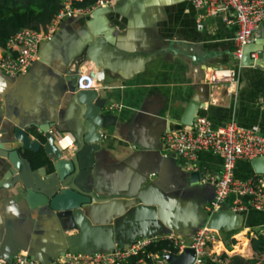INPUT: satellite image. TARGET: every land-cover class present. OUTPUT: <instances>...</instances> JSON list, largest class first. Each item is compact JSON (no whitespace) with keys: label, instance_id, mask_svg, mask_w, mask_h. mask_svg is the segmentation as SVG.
<instances>
[{"label":"crops","instance_id":"crops-1","mask_svg":"<svg viewBox=\"0 0 264 264\" xmlns=\"http://www.w3.org/2000/svg\"><path fill=\"white\" fill-rule=\"evenodd\" d=\"M118 4L119 10L101 11L92 16L97 7L89 15L76 16L65 27L63 40L49 49V55L63 56L73 51L80 45L74 35L93 38L88 59L70 69H78V73L88 68L96 69L97 90L110 98L108 106L114 105L112 110L118 116L117 124L106 131L104 138L103 186L122 191L138 188L145 181L143 186L151 185L148 200L154 204H168L169 208L165 206L161 213L173 231L191 240L194 235L188 233L197 222L195 204L197 192L201 190L183 181L180 167L199 170L205 179L222 171L223 159L218 154L200 151L195 160L196 168L189 169L183 158L166 154L164 134L175 127L173 121L181 116L192 97L204 102L198 115L208 117L214 126L235 118L243 126L259 127L264 134V68L242 66L234 57L236 26L227 23L222 14L207 15L192 0H122ZM226 15L232 16L231 13ZM255 37L264 40V22ZM260 57L261 53H257L256 59ZM220 67L235 69L240 75L239 83H211L212 71ZM18 76L11 79L13 76L7 77L0 72V127L9 121V112L17 116L21 107L19 104L7 111L6 97H14L15 103L19 96L26 97L27 108L37 114L47 113L53 107L57 112L69 109L70 99L64 93L68 88L65 66L59 59L48 70L40 67L36 76L26 79L24 87ZM47 91L53 96L63 93L61 100L51 102L44 97ZM255 173L251 161H238L237 177L249 179ZM201 187L206 189L204 193L208 192L201 198L212 195L210 185ZM12 195L10 191L0 195V252L4 251L3 246L6 250L33 246L44 255L61 251L58 249L64 237L76 230L53 232L45 226L50 221L48 216L38 225V219L19 212ZM232 199L226 202L230 209ZM123 205V198L114 200L108 209H101L98 214L105 215ZM245 212L241 229L215 230L222 237L221 249L230 251H236V244L240 243L236 242L237 235L245 232L248 243L234 256L252 258L253 239L249 237L264 226V211L249 209ZM162 235L166 234H157ZM66 254L62 253L51 264Z\"/></svg>","mask_w":264,"mask_h":264},{"label":"water","instance_id":"water-1","mask_svg":"<svg viewBox=\"0 0 264 264\" xmlns=\"http://www.w3.org/2000/svg\"><path fill=\"white\" fill-rule=\"evenodd\" d=\"M119 7V4L102 6L94 10L92 16L101 11L119 10ZM76 18V16L67 17L61 21L57 32L51 38L41 42L39 58L32 63L26 73L17 77L18 80H23L24 87L26 79L31 80L32 76H36L40 67L48 70L52 63L59 59L65 66V81L68 88L64 90V93L70 99L69 109L66 112H57L53 107L47 113L41 111L37 114L33 113L30 107L27 108L26 97L22 99L19 96V101L16 103L14 97H6L7 111L16 105L18 107L19 104L21 107L17 116L9 112L7 115L9 121L5 122V126L0 127L2 172L0 195L4 192H12L19 212L38 219L40 221L38 225H42V220L45 222L44 217L48 216L50 221L47 220L48 223H45V226L53 232L57 230L60 234L73 229L76 232L64 237L58 249L61 251L48 255L37 252L32 248L33 246L23 247L20 250L11 248L6 250L3 246L4 251L0 252V258L7 264L21 250L28 251L32 258L42 264H51L62 253H108L129 247L137 238L172 232L181 234L173 231L172 226L161 213V210L165 206L169 208V205L154 204L148 200L147 194L151 185L143 186L145 181H142L138 188L122 191H112L103 186L101 179L104 138L106 131L117 124L118 116L109 108L110 98L107 95L96 89H78V69H70L74 64H80L88 59L87 53L93 38L74 35V39L80 45H77L73 51L63 56L49 55V49L63 40L65 27ZM88 24L91 26L90 22ZM252 53H261V57L254 59ZM240 64L264 68V40L259 38L244 45ZM3 75L10 77L4 73ZM44 95L51 102L56 103L61 100L63 93L53 96L51 91H47ZM202 107L204 102L192 97L181 116L173 121L175 127L168 131H179L192 126ZM53 129L61 133H70L74 138V146L64 148L57 143L52 133ZM40 152H44L48 162L35 167L31 153L39 154ZM251 165L256 173L264 174V155L253 158ZM180 168L183 181H188L192 186L200 187L201 190L197 192L198 201L195 204L197 222L188 233L189 236L195 235L204 225L224 231L239 230L243 227L246 212L234 211L228 208L227 203L216 213H208L205 204L213 201L215 186L204 182L199 170L191 171L184 166ZM203 185L212 187V195L201 198L202 195L208 194V192L204 193L206 189L201 187ZM122 198L124 201L122 207L108 211L105 215L98 214L99 210L108 209L110 203ZM177 207L174 206V208ZM195 257L196 251L191 247H187L179 255H165L170 264H192Z\"/></svg>","mask_w":264,"mask_h":264},{"label":"built area","instance_id":"built-area-1","mask_svg":"<svg viewBox=\"0 0 264 264\" xmlns=\"http://www.w3.org/2000/svg\"><path fill=\"white\" fill-rule=\"evenodd\" d=\"M83 0H61V8L53 20L44 29L37 30L24 27L12 34L7 41L6 52L0 50V72L8 76H17L28 71L32 63L37 59L41 42L51 38L57 31L61 21L67 17L86 16L92 10L102 6H113L122 0H98L96 4L88 7L77 6ZM194 5L206 11L209 16L223 15V19L236 26L234 57L240 60L243 46L256 40L255 33L264 22V0H192ZM231 13L232 16H227ZM256 59L257 53H252ZM98 74L96 69L89 68L79 72L78 89H98ZM239 73L230 67L215 68L210 81L213 84L227 83L236 85L239 83ZM114 109V105L110 107ZM57 143L60 145L70 133H61L52 130ZM66 147L74 146V138ZM166 154H175L183 158L189 169H195V160L200 151H208L218 154L223 159L222 171L203 179L215 186V197L212 202L205 205L208 213H216L233 197L231 209L234 211H246L253 209L264 211V174L255 173L249 179L236 176L237 163L240 160L251 161L253 158L264 155V134L259 127H246L235 118L220 126H214L213 122L204 115H198L192 126L179 131H166L164 134ZM264 233V226L254 230L251 240ZM159 246L155 250H147L150 245ZM222 237L220 233L208 227L202 226L191 240L170 233L162 236L145 237L131 243L129 247L116 249L108 253L95 252L92 254L67 253L55 264L70 262L72 264H116L126 261L128 258L141 255L140 264H170L165 255H179L187 247L194 248L196 257L192 264H206L208 261L215 264H226L223 254L232 257L238 254L235 249L222 250ZM225 252V253H224ZM0 264H7L0 259ZM9 264H42L32 258L28 251L21 250Z\"/></svg>","mask_w":264,"mask_h":264},{"label":"trees","instance_id":"trees-1","mask_svg":"<svg viewBox=\"0 0 264 264\" xmlns=\"http://www.w3.org/2000/svg\"><path fill=\"white\" fill-rule=\"evenodd\" d=\"M98 0H83L76 5L88 7L96 4ZM61 0H0V50L4 53L7 48V41L10 36L24 27L37 30L44 29L49 24L61 8ZM31 158L35 167H39L48 162L44 152L39 154L31 153ZM246 233L237 235V241H246ZM159 246L150 245L147 250H155ZM253 250L258 255L264 256V233L252 240ZM142 254L132 256L126 261L116 264H140L138 259ZM226 264H261L260 258L253 256L248 260L238 256L228 257L223 254ZM264 260V258L262 259ZM58 264H72L70 262ZM91 264V263H82ZM206 264H215L208 261Z\"/></svg>","mask_w":264,"mask_h":264},{"label":"rangeland","instance_id":"rangeland-1","mask_svg":"<svg viewBox=\"0 0 264 264\" xmlns=\"http://www.w3.org/2000/svg\"><path fill=\"white\" fill-rule=\"evenodd\" d=\"M244 243V244H241L240 246H239V250H244L243 248H244V245H245V243H248L247 241H240V243ZM240 243H238V244H240ZM239 252V251H238ZM244 252V251H243ZM251 256H256V257H259L260 258V261H261V264H264V260H262L263 258H264V256L263 255H258L255 251H253V254H250ZM250 256V257H251ZM238 257H240V258H243V259H245V260H248L249 259V257L248 256H241V255H238Z\"/></svg>","mask_w":264,"mask_h":264},{"label":"bare ground","instance_id":"bare-ground-1","mask_svg":"<svg viewBox=\"0 0 264 264\" xmlns=\"http://www.w3.org/2000/svg\"><path fill=\"white\" fill-rule=\"evenodd\" d=\"M88 69H89V68H88ZM70 140H72V139H71V136H69L68 138H64V139L62 140V142H61L62 146H66ZM240 245H241V244H240ZM240 245H239V244H236L237 249H238V250L236 249L237 252H238V251H241V252H242V250H239V246H240Z\"/></svg>","mask_w":264,"mask_h":264}]
</instances>
